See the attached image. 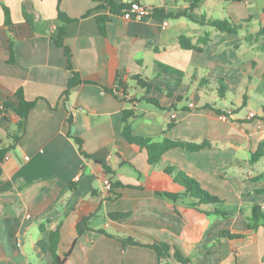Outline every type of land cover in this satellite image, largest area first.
Segmentation results:
<instances>
[{
  "label": "crops",
  "instance_id": "crops-1",
  "mask_svg": "<svg viewBox=\"0 0 264 264\" xmlns=\"http://www.w3.org/2000/svg\"><path fill=\"white\" fill-rule=\"evenodd\" d=\"M112 1L187 17L125 20L123 11L110 13L99 2L61 0L60 10L77 20L64 38L71 66L96 84L80 85L65 99L71 73L53 43L61 26L56 0H0V110L18 90L35 102L23 135L0 163V264H53L48 234L57 229L59 256L76 240L65 264H180L94 230L144 245L166 242L187 264H264V222L249 228L253 208L264 212V53L257 37L264 0H203L192 9L186 0ZM99 16L108 18L105 35ZM209 20L229 21L237 32L217 31ZM180 37L195 49L181 48ZM137 75L150 85L147 93L131 79ZM116 76L125 83L124 97L103 90ZM125 110L134 113L128 124L135 137L205 147L172 149L149 165L146 151L121 135ZM227 110L228 120H219ZM17 123L0 111V142L9 143ZM178 171L218 202L201 204L185 194L174 181ZM104 177L124 186L109 192ZM88 215L93 231L76 239L75 226Z\"/></svg>",
  "mask_w": 264,
  "mask_h": 264
},
{
  "label": "trees",
  "instance_id": "trees-1",
  "mask_svg": "<svg viewBox=\"0 0 264 264\" xmlns=\"http://www.w3.org/2000/svg\"><path fill=\"white\" fill-rule=\"evenodd\" d=\"M91 1L101 3L102 7L109 9L110 13H120L123 10L127 9V6L122 5V4H116L112 0H91ZM186 1L189 3V7L192 9V8H195L203 0H186ZM235 1H240V0H235ZM56 2H57V18L61 22V26L58 28L57 34L53 38V43L57 48L63 50L64 55L67 59V69L71 73L66 89L64 91L65 99H67L70 92L74 88L80 85H83V84H86V85H96V84L89 82V81L82 80L80 75L77 72H75L71 66V54H70L69 49L64 44V38L66 34V26L77 20L68 17L66 14H64L60 10L61 0H56ZM152 17L168 19V18H177V17H187V15L185 13L172 14V13H167L164 10L153 9ZM107 20L108 18L104 16H99L96 18L98 30L100 34L102 35H105V23L107 22ZM206 23L214 27L217 31H220L222 33L235 34L238 29L235 25L231 24L229 21H226V20H222V21L221 20H209V21H206ZM257 37L263 38L261 49L264 53V26L259 29ZM179 42H180L181 48L183 49H186V50L195 49L193 45L190 43V41L185 37H180ZM159 66L165 71L171 72L169 68L162 66L160 64ZM131 79L135 81L137 86L143 89L145 93L149 91L150 85L147 83V80L142 79L139 75L132 76ZM103 90L107 93L114 95L115 97H117L118 94H122L123 97L127 95L125 83L123 82L121 78H119V76H116L113 87L111 89L103 88ZM122 101H125V100L122 99ZM147 101L154 104L157 108L162 109L159 106L157 101L155 100H147ZM34 106H35V102H29L24 99L21 90H18L15 93V101H6L3 103L0 111L3 114H6L8 112L14 114L18 118V123H17V131L14 134H8L7 136V140H9V143L4 144L3 142H0V163H2L5 156H7V154L11 150L14 149L19 139L23 135L25 131V127H26L27 117L30 111L34 108ZM133 116H134L133 111L131 110L124 111V118H123L124 126L122 129L121 135L123 139L126 141V143L133 146L136 150L144 149L146 151L147 161L149 165H155L159 163L162 156L167 151L172 150V149L179 148V149H183L189 152H197L205 147V144L196 145V144H191V143H186V142H181V141H172L169 139H164L162 142H159V143H153L148 139H144L141 137H135L132 135L130 126L128 124L129 119H131ZM261 119L264 121V107L262 108ZM169 126H171V124ZM73 140L75 144L77 145L79 152L85 158H92L90 155L83 152L82 140L80 138L73 137ZM260 149H262V145L258 148V150ZM260 155H261L260 151L256 152L255 154L251 156L250 161L251 162L257 161ZM95 162L99 163L97 160H95ZM172 171L173 169L170 167H167L165 169V173H168V174H171ZM104 172L105 174H108V175L112 174V171L108 167H105V166H104ZM174 181L178 183L184 189L185 194L189 195L193 199L198 200V203L214 204L218 202L217 197L204 191L196 180L187 176L185 173L181 171L176 172L174 176ZM123 186H124L123 184L116 182L115 184L114 183L111 184V189L115 187H123ZM114 196L117 197L118 195H114ZM165 196H167L168 198L172 200H175L177 197V195L168 194V193H165ZM211 213L225 215L216 210H213ZM93 217H94L93 215L85 216L81 219L80 222L76 224L75 226V232L77 236L76 239H78V237H80L86 232L93 231L90 228V222ZM110 217L111 219H115V218H121L124 216L120 215V216H110ZM259 222H264V212H261V210L258 207H254L252 210L251 225H249V228L255 229L258 226ZM94 232L104 235L108 238L115 239L123 247L132 246V247H141V248L151 249L155 251L158 261L163 260V259L166 260L172 257L176 261H178L180 264H187L189 262V258L184 257L183 254L178 250L176 246L168 244L166 242H160V241L155 240L153 241L152 244L144 245V244H141L135 241L132 237L112 236L103 230H98V231L94 230ZM222 235L228 238L237 237V235H231L229 233H223ZM58 240H59L58 229L48 234V243L50 247L51 259H52L53 264H65V260L69 256L76 240L73 242L71 249L67 253H65L62 257L59 256L57 253Z\"/></svg>",
  "mask_w": 264,
  "mask_h": 264
},
{
  "label": "built area",
  "instance_id": "built-area-1",
  "mask_svg": "<svg viewBox=\"0 0 264 264\" xmlns=\"http://www.w3.org/2000/svg\"><path fill=\"white\" fill-rule=\"evenodd\" d=\"M152 12H153V9H151L149 7L141 6V5L137 4V3H132L128 9L123 10L121 16L125 20L141 19V18H146V17L152 16ZM166 26H167V23L166 22H163V28H165ZM229 115H231V111L230 110H227V111H224V112L220 113L217 116V118L219 120H221V121H227ZM248 117L249 118H252V117H254V114L253 113H250L248 115ZM6 159H7V156H5L4 161ZM25 159H27V158H25ZM102 181H103L104 187L108 191H110V189H111V182L109 181V179L107 177H104Z\"/></svg>",
  "mask_w": 264,
  "mask_h": 264
},
{
  "label": "rangeland",
  "instance_id": "rangeland-1",
  "mask_svg": "<svg viewBox=\"0 0 264 264\" xmlns=\"http://www.w3.org/2000/svg\"><path fill=\"white\" fill-rule=\"evenodd\" d=\"M129 85V83L127 82V86ZM128 88V87H127ZM131 91V90H130ZM136 96H138V95H136Z\"/></svg>",
  "mask_w": 264,
  "mask_h": 264
}]
</instances>
